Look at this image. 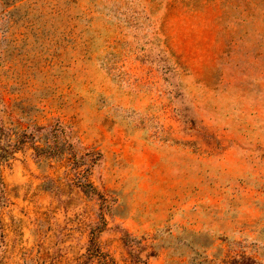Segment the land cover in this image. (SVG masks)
I'll list each match as a JSON object with an SVG mask.
<instances>
[{"label": "rangeland", "instance_id": "rangeland-1", "mask_svg": "<svg viewBox=\"0 0 264 264\" xmlns=\"http://www.w3.org/2000/svg\"><path fill=\"white\" fill-rule=\"evenodd\" d=\"M0 264H264V0H0Z\"/></svg>", "mask_w": 264, "mask_h": 264}]
</instances>
